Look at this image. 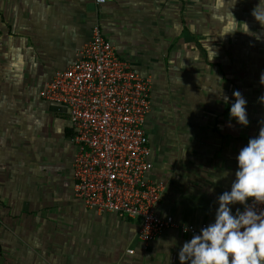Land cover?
<instances>
[{
    "label": "crops",
    "instance_id": "0c3cea01",
    "mask_svg": "<svg viewBox=\"0 0 264 264\" xmlns=\"http://www.w3.org/2000/svg\"><path fill=\"white\" fill-rule=\"evenodd\" d=\"M257 3L0 0V264H179L192 236L169 229L144 243L138 219L88 209L74 197L73 129L66 109L40 92L98 25L118 57L151 83L144 128L147 179L164 186L158 215L208 224L239 149L264 126ZM221 90L230 101L234 90L246 99L247 127L229 120Z\"/></svg>",
    "mask_w": 264,
    "mask_h": 264
},
{
    "label": "built area",
    "instance_id": "2783aa9c",
    "mask_svg": "<svg viewBox=\"0 0 264 264\" xmlns=\"http://www.w3.org/2000/svg\"><path fill=\"white\" fill-rule=\"evenodd\" d=\"M150 91V80L121 60L94 25L76 60L56 71L40 92L45 101L66 109L73 129L74 197L88 209L138 219L137 235L144 243L165 230L192 236L207 225L181 224L157 213L164 186L147 179L152 164L144 124Z\"/></svg>",
    "mask_w": 264,
    "mask_h": 264
},
{
    "label": "clouds",
    "instance_id": "9594fccd",
    "mask_svg": "<svg viewBox=\"0 0 264 264\" xmlns=\"http://www.w3.org/2000/svg\"><path fill=\"white\" fill-rule=\"evenodd\" d=\"M254 21L264 27V0L252 9ZM261 83L264 74L261 75ZM181 82V81H180ZM230 103L228 118L240 127L249 124L247 101L238 90ZM264 105V95L260 98ZM230 188L216 198L212 222L194 233L178 252L179 264H264V126L248 139L235 157ZM227 170L220 173L227 177ZM240 205L235 211L233 206Z\"/></svg>",
    "mask_w": 264,
    "mask_h": 264
}]
</instances>
